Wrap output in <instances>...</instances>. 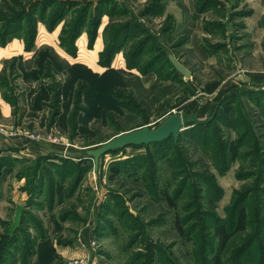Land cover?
Listing matches in <instances>:
<instances>
[{"label":"rangeland","instance_id":"1","mask_svg":"<svg viewBox=\"0 0 264 264\" xmlns=\"http://www.w3.org/2000/svg\"><path fill=\"white\" fill-rule=\"evenodd\" d=\"M4 1L0 35L21 14L33 21L7 44L0 38V128L28 134L20 144L0 134V260L264 264V0H56L57 14L53 0ZM31 26L56 51L25 49ZM44 54L63 65L57 102L40 89ZM171 114L183 121L176 144L107 153L97 170L78 156ZM242 207L245 229L218 253L215 229L234 228Z\"/></svg>","mask_w":264,"mask_h":264},{"label":"trees","instance_id":"2","mask_svg":"<svg viewBox=\"0 0 264 264\" xmlns=\"http://www.w3.org/2000/svg\"><path fill=\"white\" fill-rule=\"evenodd\" d=\"M2 1V5L4 6V4H5V1L4 0H1ZM49 1H51V0H49ZM39 4V3H38ZM36 2H35V5H38ZM61 4V3H60ZM51 5H56L55 6V11H57L56 12V14L58 13V11L59 10H61V6L59 5V2H57L56 0H53L52 2H51ZM41 9H38L37 8V6H36V8H35V11L37 12V11H40ZM31 14V13H30ZM28 15V14H27ZM26 15V13L23 15V14H21L20 16H18L17 18H18V20H16V19H13L14 20V23H11L10 22V25L9 26H5V28L3 29V32H2V34L0 35V38H1V42H2V45H4V44H7L8 43V41L11 39V37H13V36H15V35H18V33H20L19 31H21L22 30V27H23V25H27V23L28 22H30V21H33V20H30L29 19V17ZM54 17L56 18L57 16L56 15H54ZM29 19V20H28ZM55 20V19H54ZM53 22H55V21H53ZM52 22V23H53ZM0 23H4L3 21H0ZM32 28L29 30V34L27 33L26 35H25V38H26V42H27V46H26V48L25 49H31L32 48V46H35V40H36V36H37V34H35V29H34V27L33 26H31ZM53 27L51 26L50 27V29H52ZM77 35V34H76ZM76 35H74L73 37H75ZM60 40H61V45H62V47H64L65 48V43L62 41V38H60ZM114 50H115V47H110V50L108 51V56L110 57V61H111V56H112V54H113V52H114ZM46 56V54H44L42 57H41V55H40V60H38L37 61V66H36V69L38 68V67H41V68H43V71L44 70H46V74L47 73H49V75H47L46 76V78L49 80V84H44V86H43V88L41 87L40 89H42L43 91L45 90V91H47V92H49V94L51 95V97L53 98L54 97V99H53V101L55 100V102H57L58 100L56 99V95L58 94L59 95V91H60V86L58 85V82L56 81V74H57V72L59 71V70H61L60 68L61 67H63V65H60V63H59V60L55 57V56H50L49 58H47V57H45ZM14 60H16V58H14ZM39 61H41L40 62V64L38 65V62ZM52 62H54V69L53 68H50L49 66L51 65V63ZM168 62L170 63V61H169V59H168ZM36 63V62H35ZM58 64V65H57ZM14 65H15V61H14V63H13V67H14ZM29 66H31V65H29ZM170 66H171V68H173L174 69V67L171 65V63H170ZM32 69V70H31ZM30 70L31 71H34V69H33V67L31 68ZM51 69V71H49ZM175 70V69H174ZM175 72L178 74V75H180L176 70H175ZM32 73V76L30 77L31 79H34V80H36L37 79V77H35V76H33V72H31ZM26 77L28 78V76L26 75ZM30 79V80H31ZM39 89V88H38ZM38 94H41L40 93V90H39V92H38ZM40 104H41V106L43 105H46V104H44L43 102H41L40 101ZM17 106V104H15L13 107L15 108ZM203 124L204 123H200L199 124V126H203ZM182 134H183V132H180L179 133V135H178V139H177V142L181 139V137H182ZM201 137L203 136V134H202V132L201 133H198ZM197 134V135H198ZM195 136V135H194ZM169 141H171V142H173V143H175L174 142V140H173V138H169V139H167V140H165V141H163V142H160V143H154V144H150V145H163V144H165V143H167V142H169ZM176 142V143H177ZM175 143V144H176ZM144 146H148V145H142V146H132V147H134V148H141V147H144ZM124 149V148H123ZM123 149H121V150H123ZM121 150H115V151H111V152H109V153H118V152H120ZM48 157H49V155H47V156H40L39 158H38V163L41 165V164H44V162H47L46 160L48 159ZM142 158L143 157H136V158H134V159H131L130 161H121V162H116V164H125V163H127V164H139L138 163V161L137 160H142ZM62 160V159H61ZM70 160L71 159H67V158H63V162H66V163H69L70 162ZM36 161V162H37ZM71 161H74V160H71ZM129 162V163H128ZM51 166H53V165H51ZM56 166V164L54 165V167ZM113 171L114 172H117V173H119V171H117L115 168H113ZM54 190V194L55 193H57L58 195H59V191L60 190H55V188L53 189ZM262 193H264V192H262ZM166 198L169 200V197L168 196H166ZM171 203V202H170ZM262 209H263V203L261 204V206H259V211L261 212L262 211ZM25 213H27V212H25ZM236 220H235V227L233 228L232 226L230 227V230H226L225 229V225H220V226H218L216 229H215V232H216V236H217V238H218V245H219V248H218V253H221L222 251H223V249H224V247H225V245L227 244V242L231 239V237L233 236V235H235L236 233H239V232H241V231H243L244 229H245V227H246V210H245V208H241V209H239V211H238V213H237V215H236ZM179 230H180V228H179ZM180 232L181 233H183L181 230H180ZM47 248V247H46ZM3 249H4V247H3ZM46 250V249H45ZM46 254H50L51 252H50V249H49V251L48 252H45ZM53 255V253L50 255V256H52ZM219 255L218 256H216V258H215V261H216V263H219ZM5 262L4 261H1L0 260V264H4Z\"/></svg>","mask_w":264,"mask_h":264},{"label":"water","instance_id":"3","mask_svg":"<svg viewBox=\"0 0 264 264\" xmlns=\"http://www.w3.org/2000/svg\"><path fill=\"white\" fill-rule=\"evenodd\" d=\"M168 59L180 75L185 78H190V72L180 64L172 54H168ZM242 80L246 82L247 78L244 77ZM182 125L183 121L181 115L171 114L155 128L143 126L138 129L119 133L107 142L99 145L96 149L85 150L84 152L78 153V156L92 159L94 169L97 170L100 158L111 151L132 146L160 143L169 138H173L176 143L179 133L183 130ZM68 156H70V154Z\"/></svg>","mask_w":264,"mask_h":264},{"label":"crops","instance_id":"4","mask_svg":"<svg viewBox=\"0 0 264 264\" xmlns=\"http://www.w3.org/2000/svg\"><path fill=\"white\" fill-rule=\"evenodd\" d=\"M50 34V33H49ZM37 36H38V34H37ZM37 36H36V40H35V47H41V46H47V45H49V44H42V45H38L37 44ZM58 37V36H57ZM57 40H58V38H57ZM11 43H13V42H11ZM11 43H9V44H11ZM8 44V45H9ZM76 45H77V42H76ZM96 45H94L93 46V50H95L96 49V47H95ZM49 47H51L50 45H49ZM79 46L77 45V48H78ZM52 49H54L53 47H51ZM85 48H86V46H85ZM87 49V48H86ZM55 50V49H54ZM93 50H87V51H89V52H91V51H93ZM56 51V50H55ZM79 49H78V56H77V59H78V57H79ZM99 51L100 50H98L97 49V52H96V54H95V68H93V69H91V68H89L88 66H86L85 65V63H83V62H79V63H81V64H83L84 66H86V67H88L89 69H91L92 70V72H94L95 71V69H96V61H97V55H98V53H99ZM20 54H21V52H20ZM27 54H31V53H27ZM17 55V54H16ZM19 56H22V55H19ZM122 56V55H121ZM15 57V56H14ZM23 57V56H22ZM24 58V57H23ZM77 59L76 60H74L71 64H73V63H77ZM70 60H72V59H70ZM123 63V62H122ZM112 65V67H113V63L111 64ZM119 67H121V66H119ZM125 66H123V68H124ZM123 68H120V69H123ZM101 69V68H100ZM116 69H119V68H116ZM103 70H105V69H101V72L103 71ZM206 106L204 105L203 107H201L200 108V112L198 113V117H199V115L200 116H202V115H204V113H205V110H206V108H205ZM7 113H9V110H8V112ZM10 113H12V110L10 109ZM192 123H193V121H192ZM188 124H191V123H188ZM23 137H15L13 140H14V142L16 143V144H20V143H23V141H25L24 140V138L22 139ZM4 140V139H3ZM7 141H10V140H8V139H5L4 140V142H7ZM10 142H12V141H10ZM22 147H28L27 146V144H22V146H21V148ZM56 251H57V253L59 254V255H61L62 257L63 256H67V257H72V258H77V257H79L80 255H81V253L80 252H75V250H69V249H67V248H63V247H59V248H56Z\"/></svg>","mask_w":264,"mask_h":264},{"label":"built area","instance_id":"5","mask_svg":"<svg viewBox=\"0 0 264 264\" xmlns=\"http://www.w3.org/2000/svg\"><path fill=\"white\" fill-rule=\"evenodd\" d=\"M0 134L1 135H5V136H7V137H20V136H22L23 134H24V136H26L27 137V133H21V132H19V131H13V130H10V129H5V128H0ZM32 139H38V137H33L32 135H29ZM53 143L56 141V140H51Z\"/></svg>","mask_w":264,"mask_h":264}]
</instances>
